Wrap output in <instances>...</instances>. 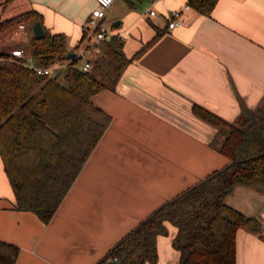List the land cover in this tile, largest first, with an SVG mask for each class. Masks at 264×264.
<instances>
[{
  "label": "crops",
  "instance_id": "crops-1",
  "mask_svg": "<svg viewBox=\"0 0 264 264\" xmlns=\"http://www.w3.org/2000/svg\"><path fill=\"white\" fill-rule=\"evenodd\" d=\"M185 3L114 0L107 9L105 21L112 19L128 57L161 34L126 66L115 90L92 95L111 121L48 222L15 207L0 154V240L20 247L15 264H94L155 208L231 161L210 145L215 127L192 106L233 121L264 99V0H217L209 14L191 5L170 29V12ZM13 4L20 12L39 10L47 29L66 33L75 51L85 45L84 28L97 3ZM227 201L262 222L259 234L237 230L236 264H264V194L238 185ZM167 226L169 233L157 239L158 261L143 264H178L177 228Z\"/></svg>",
  "mask_w": 264,
  "mask_h": 264
},
{
  "label": "trees",
  "instance_id": "trees-1",
  "mask_svg": "<svg viewBox=\"0 0 264 264\" xmlns=\"http://www.w3.org/2000/svg\"><path fill=\"white\" fill-rule=\"evenodd\" d=\"M13 1L0 0L1 10ZM216 1L189 4L209 14ZM36 21L42 23L44 35L32 30L30 50L23 49L39 66L61 59L66 70L62 80L52 73L39 74L10 49L0 50V154L15 207L48 222L111 121L92 95L115 90L126 66L161 31L132 57L126 55L122 37L102 40L92 69L84 71L77 66L79 58L68 59V35L48 30L35 8L0 16V36L22 23L32 28ZM192 107L215 127L210 145L231 161L155 208L94 264L156 263L157 239L169 233L168 222L177 228L172 245L180 252L178 264H236L237 230L261 232L260 218L245 214L227 198L238 185L264 194V99L255 109L245 107L233 121L200 103ZM19 252L18 245L0 240V263L15 264Z\"/></svg>",
  "mask_w": 264,
  "mask_h": 264
},
{
  "label": "built area",
  "instance_id": "built-area-1",
  "mask_svg": "<svg viewBox=\"0 0 264 264\" xmlns=\"http://www.w3.org/2000/svg\"><path fill=\"white\" fill-rule=\"evenodd\" d=\"M114 0H96V6L92 9L89 18L84 28L85 45L83 47L77 48L75 50L77 57L83 58V64L81 66L82 70L89 71L93 67V58L96 53L100 51V42L106 40L113 35H118L120 33H115L110 31V27L105 25V16L107 9L112 5ZM191 8L189 3L181 8L174 9L170 12L168 17V27L174 28L183 22L182 16L185 11ZM151 15H156L155 9H149ZM19 27L24 29L25 24H20ZM12 55L21 58L25 64L29 67L35 69L39 74H51L54 70H60L66 65V61L58 59L55 63L50 66H39L36 64L34 57L31 53H27L23 48H14L11 50ZM70 59V58H68Z\"/></svg>",
  "mask_w": 264,
  "mask_h": 264
},
{
  "label": "rangeland",
  "instance_id": "rangeland-1",
  "mask_svg": "<svg viewBox=\"0 0 264 264\" xmlns=\"http://www.w3.org/2000/svg\"><path fill=\"white\" fill-rule=\"evenodd\" d=\"M19 9L16 8V6H14V4L12 6L7 7L4 11H0V16L2 18H7L10 16H13L15 14H17ZM112 24V19L111 18H106L105 21V25L110 27V31L113 32V28L110 26ZM20 27H16L13 30H11L10 32L0 36V50H7L10 48V46L12 45H22V46H27V48L30 50L29 48V42L27 41V38L30 39V35L32 32V28L29 26L26 28V31L20 30ZM69 47L73 48V45L71 44V42L69 43ZM83 58L78 59L77 61V66L81 67L83 64ZM66 68L63 67L60 71L58 70H54L53 71V75H58L59 79L62 80L64 72H65Z\"/></svg>",
  "mask_w": 264,
  "mask_h": 264
},
{
  "label": "water",
  "instance_id": "water-1",
  "mask_svg": "<svg viewBox=\"0 0 264 264\" xmlns=\"http://www.w3.org/2000/svg\"><path fill=\"white\" fill-rule=\"evenodd\" d=\"M32 30H33L34 35H36V36H43L44 35V28H43V25L40 21H36L33 24ZM67 56L70 59H75L77 57V54L75 51H71L68 53ZM112 261H115V259H112Z\"/></svg>",
  "mask_w": 264,
  "mask_h": 264
}]
</instances>
